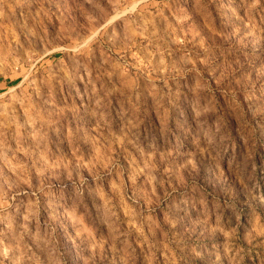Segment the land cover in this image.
<instances>
[{
	"label": "rangeland",
	"instance_id": "374dc122",
	"mask_svg": "<svg viewBox=\"0 0 264 264\" xmlns=\"http://www.w3.org/2000/svg\"><path fill=\"white\" fill-rule=\"evenodd\" d=\"M0 264H264V0H0Z\"/></svg>",
	"mask_w": 264,
	"mask_h": 264
},
{
	"label": "bare ground",
	"instance_id": "6f19581e",
	"mask_svg": "<svg viewBox=\"0 0 264 264\" xmlns=\"http://www.w3.org/2000/svg\"><path fill=\"white\" fill-rule=\"evenodd\" d=\"M135 4V3H134Z\"/></svg>",
	"mask_w": 264,
	"mask_h": 264
}]
</instances>
